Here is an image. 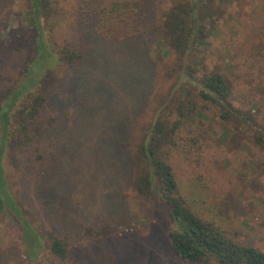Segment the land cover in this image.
Returning a JSON list of instances; mask_svg holds the SVG:
<instances>
[{
	"label": "rangeland",
	"instance_id": "1",
	"mask_svg": "<svg viewBox=\"0 0 264 264\" xmlns=\"http://www.w3.org/2000/svg\"><path fill=\"white\" fill-rule=\"evenodd\" d=\"M138 1L149 20L168 4ZM22 5V0H0L1 39L21 23ZM202 12V18L213 16L216 33L206 38L200 72L224 75L233 106L247 118L225 127L219 113L194 116L187 125L207 137L200 165L184 162L180 153L170 165L192 211L237 243L264 252V143L247 140L252 135L264 140V0H208ZM74 22L68 21L71 29L62 25L54 31L55 42L76 44ZM94 41L92 58L67 70L46 96L43 113L55 119L50 131L61 140L54 148L57 161L48 163L52 148L42 130L25 152L17 149L19 164L6 167L7 187L21 203L23 221L0 215V264H187L170 250V222L150 218L123 165L135 113L143 110L131 133L133 145L167 91L164 75L176 56L159 51L165 43L155 49L148 38ZM36 128L40 133L41 126ZM40 169L48 173L45 179L37 177ZM51 236L65 244L64 259L45 246Z\"/></svg>",
	"mask_w": 264,
	"mask_h": 264
},
{
	"label": "trees",
	"instance_id": "2",
	"mask_svg": "<svg viewBox=\"0 0 264 264\" xmlns=\"http://www.w3.org/2000/svg\"><path fill=\"white\" fill-rule=\"evenodd\" d=\"M22 1L21 23L0 38V215L23 221L21 203L7 187L6 167L19 164L17 149L25 152L45 130V141L52 148L48 163L58 159L54 148L60 146L61 140L50 131L55 119L43 113L49 89L67 70L92 58L95 37L115 43L148 38L155 49L165 43V49L159 51H171L176 62L165 70L167 91L159 96L134 145L131 133L143 110L135 113V124L128 132L123 165L130 172L132 190L146 205L151 219L170 222L167 237L178 260L187 264H264V252L237 243L221 226L192 211L170 165L176 153L184 162L200 165L207 137L205 132L187 125L192 124L194 116L205 111L219 113L225 127L247 118L233 106L231 87L224 75L200 72L204 68L200 54L207 46L206 38L216 33L213 16L200 17L202 5L208 0H168L162 11H150L155 14L153 20L146 17L138 0ZM70 19H76L72 29L79 31L78 40L73 39L77 42L71 47L59 45L53 38L54 31L62 25L71 29ZM85 30L94 37H87ZM152 70L150 76L154 79L155 68ZM36 126H41L40 133ZM251 137L247 140L254 146L263 145L261 137ZM41 169L37 177L45 179L48 173ZM50 184L53 183L46 185ZM44 190L48 189L39 188ZM41 237L37 241L40 249ZM48 240L45 246L50 254L64 259L67 251L62 240L53 236Z\"/></svg>",
	"mask_w": 264,
	"mask_h": 264
}]
</instances>
